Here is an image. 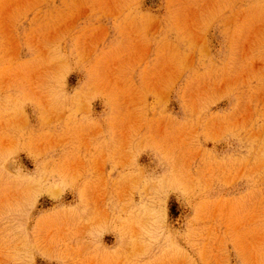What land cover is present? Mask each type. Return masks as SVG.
Listing matches in <instances>:
<instances>
[{
	"label": "rangeland",
	"instance_id": "rangeland-1",
	"mask_svg": "<svg viewBox=\"0 0 264 264\" xmlns=\"http://www.w3.org/2000/svg\"><path fill=\"white\" fill-rule=\"evenodd\" d=\"M0 264H264V0H0Z\"/></svg>",
	"mask_w": 264,
	"mask_h": 264
}]
</instances>
